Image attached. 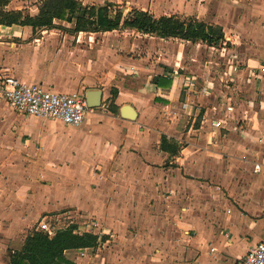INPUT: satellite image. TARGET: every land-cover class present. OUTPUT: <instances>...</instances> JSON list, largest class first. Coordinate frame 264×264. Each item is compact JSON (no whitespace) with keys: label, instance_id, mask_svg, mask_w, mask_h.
<instances>
[{"label":"crops","instance_id":"0c3cea01","mask_svg":"<svg viewBox=\"0 0 264 264\" xmlns=\"http://www.w3.org/2000/svg\"><path fill=\"white\" fill-rule=\"evenodd\" d=\"M16 1L6 9L25 8ZM206 4L181 14L221 26L224 45L175 40L186 53L157 65L141 58L101 70L83 44L96 35L0 25V73L59 93L102 92L79 127L14 113L0 100V263L40 219L80 233L96 222L99 244L66 251L72 264L118 252L127 259L115 264H236L264 240V0ZM162 136L176 142L175 154L161 148ZM79 217L93 222L70 220Z\"/></svg>","mask_w":264,"mask_h":264},{"label":"trees","instance_id":"16d2710c","mask_svg":"<svg viewBox=\"0 0 264 264\" xmlns=\"http://www.w3.org/2000/svg\"><path fill=\"white\" fill-rule=\"evenodd\" d=\"M11 0H0V25L28 26L32 33L51 30L56 21L73 25V32L106 33L118 30H132L143 35L161 39H173L191 43H204L221 47L225 43L223 28L189 17L178 15L155 17L152 13L132 9L126 14L117 4L86 5L80 0H42L36 15L22 10H7ZM153 82L160 87H170L171 79L156 76ZM161 148L171 153L179 150L174 140L162 136ZM99 236L93 233H80L76 227H68L55 232L53 236L35 230L28 235L21 249L11 256V264H72L65 257L68 250L96 248Z\"/></svg>","mask_w":264,"mask_h":264},{"label":"rangeland","instance_id":"374dc122","mask_svg":"<svg viewBox=\"0 0 264 264\" xmlns=\"http://www.w3.org/2000/svg\"><path fill=\"white\" fill-rule=\"evenodd\" d=\"M41 1L42 0H17L16 2L19 4H25L24 5L25 8L20 10L24 11L26 14L29 13L34 16L38 13V5ZM80 1H82L86 5H92V4L103 5L107 2H113L117 4V6L122 11H124V14L135 8V9L148 11L149 13H152L155 17L171 14V15H178L183 19L189 17L195 18V16H191V15L185 16L184 15L185 9H181L183 6H187L189 4H193L194 6L199 5V7L196 8L198 12H196V10L193 9L194 12L199 15V13L202 12L200 11L202 8L201 4L204 3L206 4V0H80ZM33 6H36L37 10L36 8H33ZM206 6L209 8L204 10L202 14H204L206 18L205 20L207 21L210 20L209 16L211 14V3H209V5L206 4ZM54 26L55 27L51 30L37 31L35 34L33 33L32 34L33 36L35 35L39 36L41 34H47V33L60 34V35H67V34L78 35L73 32V25L67 22L56 21ZM82 34L86 36L89 35L97 36L96 41H93V39H87L88 41H84L83 44L91 47L89 51V57L90 58L93 57L97 61L95 66L99 67L101 70L108 67H113L114 65H117L118 62L122 63L123 61H132L134 59L140 60L141 58H143L144 63L152 62L155 65L159 64L160 62L170 63L171 61H173V63H175L176 57H173L172 55L174 50L181 48L184 54L187 51L186 47H183V45L177 43L178 41L175 40L160 41L159 39H156L151 43H149L150 37L132 30H118V31L106 32V33H96V34L82 33ZM199 54H202V58H203L201 61L202 68L203 67L205 68L206 62L211 61V50L208 47H203V50H200ZM216 54L219 56L218 53ZM236 62H239V66H242L243 64V62L239 59L236 60ZM261 62L262 64H264V60H261ZM220 65L223 66L222 63ZM230 109L231 108H228V110ZM41 220L42 219L38 221L36 226L32 227V229L29 230V234H31L33 231L39 228V223L41 222ZM70 220H73L75 224L77 222H84V221H87V223L93 222V220H89L88 218L80 219V217H79L80 221L76 219H70ZM51 226L52 229L54 228L53 231L56 232L58 226H56V224L52 222H51ZM60 226L63 227V225ZM90 230H92L91 226H90ZM113 239L111 238V240ZM117 240H119V237L117 238ZM8 248H9L8 249L9 252L10 250L18 251L16 250L17 247L15 245H9ZM111 253L113 254L115 252L111 251ZM118 253L115 256H110L107 254L102 259L100 257H95V256L92 257L98 259L97 264H103V263L110 264L112 262H114L115 264L116 261H122L127 259L126 253H119V254ZM162 256L168 259L169 252L168 251L163 252ZM6 264H10V262ZM85 264H95V263L94 260L88 258V262Z\"/></svg>","mask_w":264,"mask_h":264},{"label":"built area","instance_id":"2783aa9c","mask_svg":"<svg viewBox=\"0 0 264 264\" xmlns=\"http://www.w3.org/2000/svg\"><path fill=\"white\" fill-rule=\"evenodd\" d=\"M0 100L5 101L14 113L59 121L71 127H79L85 123L91 110L83 93L47 90L40 84L24 83L3 73H0ZM223 123L220 119L212 121L215 128L223 127ZM259 169L260 165L256 164L255 171ZM91 227L89 232H95L96 222ZM37 230L46 232L49 236L55 233L45 219L41 220ZM236 264H264V240L253 246Z\"/></svg>","mask_w":264,"mask_h":264},{"label":"water","instance_id":"95a60500","mask_svg":"<svg viewBox=\"0 0 264 264\" xmlns=\"http://www.w3.org/2000/svg\"><path fill=\"white\" fill-rule=\"evenodd\" d=\"M88 106L91 109L100 107L102 101V92L98 89H90L86 92L85 95ZM130 109V107H125L124 110ZM131 116V115H130Z\"/></svg>","mask_w":264,"mask_h":264}]
</instances>
